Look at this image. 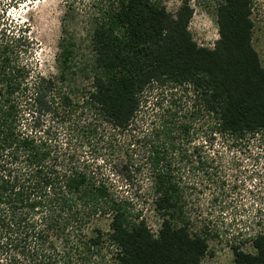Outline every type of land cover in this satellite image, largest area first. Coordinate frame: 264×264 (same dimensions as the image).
I'll use <instances>...</instances> for the list:
<instances>
[{
    "label": "trees",
    "instance_id": "obj_1",
    "mask_svg": "<svg viewBox=\"0 0 264 264\" xmlns=\"http://www.w3.org/2000/svg\"><path fill=\"white\" fill-rule=\"evenodd\" d=\"M259 5L216 0L219 38L209 48L190 30L191 0L176 12L159 0H89L92 83L80 95L66 88L74 45L60 44L58 75L36 73L30 26L0 12V264H203L208 239L191 229L179 172L192 170L195 154L199 171L211 169L197 148L189 153L198 116L208 117L211 145L264 139ZM160 89L168 104L142 120L146 93ZM117 147L143 152L117 172L130 182L146 171L157 231L90 156ZM252 248L235 246L234 264H264V234Z\"/></svg>",
    "mask_w": 264,
    "mask_h": 264
},
{
    "label": "rangeland",
    "instance_id": "obj_2",
    "mask_svg": "<svg viewBox=\"0 0 264 264\" xmlns=\"http://www.w3.org/2000/svg\"><path fill=\"white\" fill-rule=\"evenodd\" d=\"M17 1L0 0V12L7 10V16L15 24L30 26L29 36L35 42L30 62L36 73L58 75L57 56L60 44L66 39L74 45L67 90L69 93L77 92L73 95H80L85 87H91L89 72L84 70L89 61H93L87 25L91 15L89 0H22L15 5ZM159 1L171 12H176L183 2ZM260 1L263 3V0ZM191 2L195 9L190 26L193 37L200 46L213 48L219 38L216 0ZM259 8L253 15L256 25L254 46L264 64V8L260 5ZM169 96L168 91L161 89L147 92L142 120L146 117L149 123L153 121L159 112V105L166 106ZM193 103L192 94L184 97L181 109L184 114L191 111ZM194 126L197 133L189 146V153L197 148L211 169L199 171L198 155L195 154L193 165H189L192 170L179 172L187 186L185 211L191 229L208 239L209 251L203 264H234V247L254 252L252 240L264 234V139L257 135L238 146L219 139L211 145L205 138L208 135V117L198 116ZM142 155L139 153L132 157L121 147L114 152L104 149L98 154L90 153L115 191L132 199L136 211H140L150 227L157 231L160 218L152 204L151 181L146 171L137 173L130 182L117 172L126 161L138 163L143 160Z\"/></svg>",
    "mask_w": 264,
    "mask_h": 264
}]
</instances>
